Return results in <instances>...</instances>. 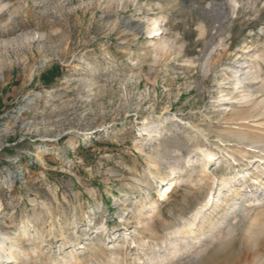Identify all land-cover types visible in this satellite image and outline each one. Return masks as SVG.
Masks as SVG:
<instances>
[{"label":"rangeland","instance_id":"rangeland-1","mask_svg":"<svg viewBox=\"0 0 264 264\" xmlns=\"http://www.w3.org/2000/svg\"><path fill=\"white\" fill-rule=\"evenodd\" d=\"M232 1L0 0L1 235H17L29 220L51 261L68 264L72 253L97 245V264H158L164 251L149 250L151 234L136 220L145 191L159 198L162 183L152 174L167 181L176 161L208 150L216 154L215 205L233 177L235 188L247 182L242 195L263 202L245 223L232 220L231 239L177 264H264V228L250 222L264 211V186L252 180L264 181V160L226 163L231 135L247 123L239 120L247 107L233 67H258L264 101V0H236L235 11ZM260 114L248 122L264 123V105ZM208 189L183 187L162 202L154 220L160 238ZM231 198L232 206L242 202ZM214 207L207 214L217 223L230 206L212 214ZM212 227L205 225L207 236ZM126 235L128 249L112 255Z\"/></svg>","mask_w":264,"mask_h":264},{"label":"bare ground","instance_id":"bare-ground-1","mask_svg":"<svg viewBox=\"0 0 264 264\" xmlns=\"http://www.w3.org/2000/svg\"><path fill=\"white\" fill-rule=\"evenodd\" d=\"M231 3L234 5L233 9L235 11L238 3L236 0ZM160 34L161 28L159 26L150 33L152 38ZM155 45L156 43H151V46ZM256 68L250 67L246 61L244 64H240V66L233 67L230 72L235 80V86L239 90L238 93H240L239 98L242 101L240 103L247 107L246 116L239 118L240 121H247V123L241 125L239 130H236L231 135V142H234L235 145L230 147L231 153L226 152V156L229 157L226 163L229 164L230 169H233L235 164L240 165L246 160H257L260 163L264 160V123L254 122L252 125V123L248 122L261 116V108L264 105V101L259 102L257 99L263 85L257 87L259 84L255 83V81L261 78L260 72L256 71ZM221 98L223 99V96ZM224 99L230 101L232 97L224 96ZM233 116L234 113H231L225 116L224 119L226 118L225 120L230 122L235 119ZM214 161H216V154L208 150H202L198 154L197 161H193L192 156L188 158L182 157L179 161H176L178 164L170 167V179L167 181L160 176L152 174L154 180H160L162 183L161 189L159 190V198H155L148 191H145V203L141 202L139 204L136 220L143 231L151 234V242L148 244L149 250L158 249L164 251V254L157 255L159 259L158 264H177L191 256L194 257V260L201 259L206 254L208 245L214 242L222 243L234 236L238 230V226H235L236 223L233 224L232 220L240 217V223H245V221L251 219V207H257L263 202L262 196H259L258 193L249 194L245 192L242 195L241 192L247 186V182H243L235 188L234 183L238 182V180L233 177L224 180V187L227 190L225 189L226 192H220V196H224V199H220L215 205L216 196L212 189L214 179L209 173V167ZM220 163L222 162L220 161ZM260 165H263V163ZM249 177V173L242 175L244 181ZM252 180L260 187L264 186V181L261 177H256V179L253 178ZM207 184L209 185V189L204 194V200L194 209L192 215L186 218L182 224H165L167 226L166 235L164 238H160L161 236L156 229L154 220L156 218L160 219L161 217L162 211L160 207L162 202L169 199L171 194L177 189L185 187L189 191L196 192L204 188ZM233 195L236 197L241 196L242 202L232 206V202L237 200V198H231ZM223 206L230 207H227L228 209L224 212L223 218H220L221 220L219 222L214 223L211 215L210 217L212 218L209 219L207 210L210 207H214L213 214ZM259 215L255 218L253 217L254 219L250 221L251 228H264V223L259 220V217L262 218L264 216V211ZM206 224L213 225L208 236L204 233ZM73 225L76 226V221H74ZM101 229L103 232H106L108 231V226L104 224ZM250 229L248 230L249 233L252 232ZM33 230L35 233H33ZM40 232L41 230H36L29 220H25L17 235L7 236L1 235L0 233V264H61L62 261L54 262L51 259L45 258L43 249L37 245ZM52 232H54L53 229H51L50 234ZM58 232L63 233L64 228L60 227ZM158 238L162 246L156 241ZM64 239L67 243H70L67 237H64ZM25 243L32 244V247L26 249L24 247ZM128 245L129 236L126 235L117 244L112 255L119 257V250L128 249ZM101 252L102 250L97 245L84 246L80 253L71 254L68 264H97L96 262ZM120 263L124 264L125 260H121Z\"/></svg>","mask_w":264,"mask_h":264}]
</instances>
